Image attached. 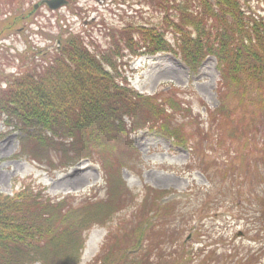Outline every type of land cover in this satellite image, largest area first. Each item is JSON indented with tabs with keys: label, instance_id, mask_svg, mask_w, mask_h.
<instances>
[{
	"label": "trees",
	"instance_id": "trees-1",
	"mask_svg": "<svg viewBox=\"0 0 264 264\" xmlns=\"http://www.w3.org/2000/svg\"><path fill=\"white\" fill-rule=\"evenodd\" d=\"M150 2L161 12L158 25L109 28L107 46L99 45L94 50L68 28L69 34H60L48 55L44 52L48 60L44 57L35 64L33 59L26 73L0 89V112L22 135V141L47 150L46 158L52 147L66 161L64 166L81 160L98 164L106 193L110 191L112 196L108 203L85 198L87 201L78 206L63 197L51 203L59 204L55 209L43 203L38 196L41 190L34 192L26 186L13 195L0 191V264H52L53 257H64L59 264L77 263L85 241L79 233L90 229L91 223L103 226L111 211L122 207L121 198L115 195L119 172L127 165L126 152L137 154L129 138L131 130H157L193 150L191 139L201 131L200 124L190 132L184 128L195 120L171 124L175 113L186 116L189 108L181 109V102L167 95L168 90L148 95L130 87L123 75L124 50L133 57L170 53L193 71L207 57H213L219 73L216 89L220 100L213 119H222L223 133L227 125H233L235 135L241 123H235L226 110L230 97L256 105L250 111L264 113V14L253 11L248 0ZM2 5H17V10L21 1L0 0V15L4 13ZM30 11H19L11 25L0 22V35L28 19ZM211 112L208 110L207 115ZM203 169L209 171L208 166ZM107 206L110 211L104 214ZM145 215L118 239V233L108 231L93 264H254L256 260L252 248L243 242L241 250L224 246L215 260L216 251L207 249L196 232L197 248L191 246L192 240L175 243L164 234L166 222L161 224ZM108 238L115 240L112 252Z\"/></svg>",
	"mask_w": 264,
	"mask_h": 264
},
{
	"label": "rangeland",
	"instance_id": "rangeland-1",
	"mask_svg": "<svg viewBox=\"0 0 264 264\" xmlns=\"http://www.w3.org/2000/svg\"><path fill=\"white\" fill-rule=\"evenodd\" d=\"M20 1L17 10V5H2L1 25H11L19 11L32 10L41 0ZM150 1L70 0L64 8L53 12L41 6L28 19L18 21L0 35V89L4 90L11 79L26 73L33 59L38 64L53 49L60 34H69L68 28L94 50L99 45L107 46L109 28L116 30L126 24L158 25L161 12ZM262 1L248 0L253 11L264 14ZM124 54L123 75L129 86L148 95L168 90L167 95L181 102V109L190 110L185 112L186 116L175 113L171 124L195 120L184 131L196 130V123L201 131L191 139L193 150L175 149L174 142L157 130L130 131L129 138L137 154L126 152L127 165L119 172L115 195L121 198L122 207L112 210L103 226L91 223L90 229L79 233L85 241L75 264H93L108 231L118 233V239L142 219V214H147L149 220L166 222L164 234L175 243L192 240L191 246L197 248L196 232L207 249L216 251L215 260L224 246L241 250L243 242L258 256L254 264H264V113L250 111L256 105L230 97L226 110L235 123H241L235 135H232L233 125H227L223 133L222 119H213L220 105L216 89L219 73L213 57L193 71L169 53L133 57L124 50ZM208 110L212 111L209 115ZM21 138L6 115L0 113L1 192L13 195L26 186L34 192L41 190L37 195L55 209L59 204L51 203L63 197L70 198L73 206L82 205L87 199L101 203L111 199L98 164L80 161L64 166L66 161L52 147L48 148L51 158L45 161L47 150L32 148V143ZM206 166L208 172L203 169ZM109 211L107 206L104 214ZM64 214L68 216L66 211ZM108 240L112 252L115 240ZM63 260L64 257H53L51 262L59 264Z\"/></svg>",
	"mask_w": 264,
	"mask_h": 264
},
{
	"label": "water",
	"instance_id": "water-1",
	"mask_svg": "<svg viewBox=\"0 0 264 264\" xmlns=\"http://www.w3.org/2000/svg\"><path fill=\"white\" fill-rule=\"evenodd\" d=\"M68 0H44L43 2L47 4V6L50 9H57L67 3ZM42 2V3H43ZM38 4L34 6V8H37Z\"/></svg>",
	"mask_w": 264,
	"mask_h": 264
}]
</instances>
